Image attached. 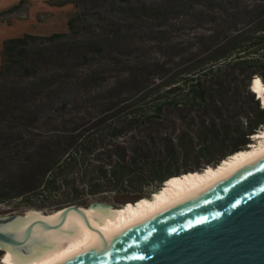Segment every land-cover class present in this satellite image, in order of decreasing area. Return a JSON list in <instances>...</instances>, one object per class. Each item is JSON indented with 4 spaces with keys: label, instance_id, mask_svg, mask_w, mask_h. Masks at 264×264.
Listing matches in <instances>:
<instances>
[{
    "label": "trees",
    "instance_id": "1",
    "mask_svg": "<svg viewBox=\"0 0 264 264\" xmlns=\"http://www.w3.org/2000/svg\"><path fill=\"white\" fill-rule=\"evenodd\" d=\"M195 2L202 8L191 13V34L176 39L168 30H155V21L168 26L188 15ZM66 3L75 7L68 32L24 33L3 42L0 203L41 207L50 202L57 211L85 205L75 199L87 191L96 195L149 184L146 131L149 124L159 125L155 121L166 106L180 116L194 108L202 117L221 118L229 108L245 113L246 98L257 105L245 127L225 118L222 124L203 125V155L226 142L232 143L231 153L241 150L264 125V107L259 109L250 91L252 80L246 83L252 76L264 78V0L53 5ZM148 24L158 52L152 58L140 39L149 33ZM163 87L169 88L160 93ZM168 175H152L155 192L173 176Z\"/></svg>",
    "mask_w": 264,
    "mask_h": 264
},
{
    "label": "water",
    "instance_id": "2",
    "mask_svg": "<svg viewBox=\"0 0 264 264\" xmlns=\"http://www.w3.org/2000/svg\"><path fill=\"white\" fill-rule=\"evenodd\" d=\"M261 189H264V156L54 264H264ZM234 204L237 206L233 207ZM98 205L113 207L102 202H92L88 207ZM71 206L74 205L60 209ZM70 214L81 218L76 210H66L51 221L30 224L21 236L3 231L1 226L22 215L0 217V245L27 252V243L36 229L61 227ZM84 224L95 230L92 224ZM140 255L145 259L133 258Z\"/></svg>",
    "mask_w": 264,
    "mask_h": 264
},
{
    "label": "rangeland",
    "instance_id": "3",
    "mask_svg": "<svg viewBox=\"0 0 264 264\" xmlns=\"http://www.w3.org/2000/svg\"><path fill=\"white\" fill-rule=\"evenodd\" d=\"M13 1L15 0H0V5L10 4ZM64 1L65 0H43L41 3H34L37 6V11L31 17H29V14L31 5L33 4L24 1L19 7H17V9H13L10 12L0 11V25L14 22L15 26L12 28L14 31L15 29H22V21H25L27 24V33L50 35L52 33L68 32L67 22L75 13L74 5L72 3H66L61 6L53 5ZM245 2H250V0H245ZM191 4L190 13L172 20L170 23L172 26L168 23V26L162 27V21H155V30H168L170 36L176 39L184 38L186 34H191L193 30L187 29L191 28L193 22L191 13L198 8H202V5L197 4L196 2ZM145 26L146 28L149 27V33L141 36L140 39L149 47V58L156 57L158 56V52L155 46L156 41L153 39L154 37H151L152 29H150L151 27L149 24ZM253 78H255V76L249 78L246 83ZM260 78L262 80V85L264 86V78L262 76H260ZM155 81L157 84L158 79ZM237 83L234 82L233 84L235 85ZM240 84H242V82H240ZM168 88L169 87H163L159 92L164 93ZM256 99L257 97L254 96V100ZM245 101V113L239 114L238 111L229 108L231 110L230 113H223L224 115L221 118L211 113H207L206 117H202L200 116V113L194 110V108L192 111H186L180 116L173 108L167 106L164 107L162 115L155 121L159 125L149 124V131H146V134L148 135L147 149H149V160L146 161L147 163L145 166L149 170V184H145L141 188L131 187L123 191L104 192L96 195L89 194L87 191L75 199L78 202H85L86 204L74 206L87 208L92 202H102L111 204L116 208L122 207L124 204L133 202V200L140 196L152 198V193L156 191L157 186V181L152 179V175L156 172L160 175H178L186 171L202 170L208 165H216L219 159H222L231 153L230 147L232 143L226 142L222 148H216L209 153L205 152L203 155L201 153V148L206 144V141L200 138L202 126H208L212 121L217 124H222L221 119L225 118L228 120V123H232V126H235L236 122L239 121L242 123V126L245 127L249 121L248 117L258 113V110L256 109L258 107L252 100L246 98ZM260 102L261 101L259 100V109L263 106ZM261 127L262 126H259V129ZM128 137L129 135L124 137V139L128 140ZM136 139L138 140L139 136H137ZM134 143L135 140L130 141L127 145H132ZM248 146L249 143L243 145L240 149ZM127 153L129 156L130 149L127 150ZM55 198H58V196H55ZM51 204L52 203L50 202H46L41 207H30L28 205L16 206V204L3 202L0 203V217L12 215L14 213L24 215L28 210H38L43 213H51L55 211L54 209L56 207ZM6 254V250L0 245V264H4L3 257H5Z\"/></svg>",
    "mask_w": 264,
    "mask_h": 264
},
{
    "label": "bare ground",
    "instance_id": "4",
    "mask_svg": "<svg viewBox=\"0 0 264 264\" xmlns=\"http://www.w3.org/2000/svg\"><path fill=\"white\" fill-rule=\"evenodd\" d=\"M250 91L260 99L264 107V86L259 76L252 79ZM251 139L248 147L231 153L215 166L208 165L202 170L169 177L162 189L152 193V198L144 197L117 208L110 205L87 208L71 206L69 209H59L51 213L28 210L22 217L1 226V230L21 236L23 230L30 224L40 220L51 221L66 210H76L81 218L70 214L61 227L36 229L27 243V252L2 244L7 252L3 263L54 264L116 229L183 199L263 157L264 125L251 136ZM84 222L92 224L95 230L88 228Z\"/></svg>",
    "mask_w": 264,
    "mask_h": 264
},
{
    "label": "crops",
    "instance_id": "5",
    "mask_svg": "<svg viewBox=\"0 0 264 264\" xmlns=\"http://www.w3.org/2000/svg\"><path fill=\"white\" fill-rule=\"evenodd\" d=\"M24 1H28L29 3H32L33 5H31V10H30V14L29 17H31L36 11H37V6L34 3H41L43 0H15L13 2H11L10 4H6V5H0V11H4V12H10V10L16 6L15 9H17V7H19V5L21 3H23ZM39 8V5H38ZM23 27L22 29H15L14 31L12 30V28H14L15 24L8 22L7 24H2L0 25V68H1V62H2V57H1V52H2V48H3V42L9 38H14V37H19L20 35H23L24 33H27L28 31L26 30V22L22 21ZM8 28V29H7Z\"/></svg>",
    "mask_w": 264,
    "mask_h": 264
},
{
    "label": "snow or ice",
    "instance_id": "6",
    "mask_svg": "<svg viewBox=\"0 0 264 264\" xmlns=\"http://www.w3.org/2000/svg\"><path fill=\"white\" fill-rule=\"evenodd\" d=\"M261 191H264V189H261ZM239 202H237L238 204ZM237 205L234 204L233 207H236ZM217 215H220L219 213H217ZM204 221H198V223H203ZM172 231H175V229H173ZM134 259H140V260H143L145 259V257L143 255H140V256H136V257H133Z\"/></svg>",
    "mask_w": 264,
    "mask_h": 264
},
{
    "label": "flooded vegetation",
    "instance_id": "7",
    "mask_svg": "<svg viewBox=\"0 0 264 264\" xmlns=\"http://www.w3.org/2000/svg\"><path fill=\"white\" fill-rule=\"evenodd\" d=\"M251 141V140H250Z\"/></svg>",
    "mask_w": 264,
    "mask_h": 264
}]
</instances>
